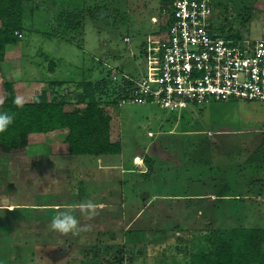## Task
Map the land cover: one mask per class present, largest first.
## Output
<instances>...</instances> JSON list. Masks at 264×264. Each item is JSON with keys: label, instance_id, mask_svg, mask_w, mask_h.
Returning a JSON list of instances; mask_svg holds the SVG:
<instances>
[{"label": "rangeland", "instance_id": "obj_1", "mask_svg": "<svg viewBox=\"0 0 264 264\" xmlns=\"http://www.w3.org/2000/svg\"><path fill=\"white\" fill-rule=\"evenodd\" d=\"M22 2L23 30L7 47L8 63L0 66V73L16 71L18 83L30 82L33 92L49 94L52 89L54 98L65 96L67 111L80 107L75 95L81 83L94 86L108 80L106 73L115 68L132 76L145 72L144 43L156 40L161 31L159 0ZM96 5L102 13L89 19ZM114 13L125 14V22L112 19ZM67 15L79 25L62 31L56 17L64 20ZM212 22L222 26V37L257 40L264 36V0H213ZM47 81L64 84L50 87ZM108 86L114 87L110 81ZM21 88L19 99L29 95L25 86ZM107 99L103 108L110 117V141L121 145L118 156L66 158L64 130L30 136L27 148L0 152L5 159L0 170L9 163L14 166L9 181L0 177L1 186L23 189L34 203L66 208L49 213L0 205V264H64L65 258H75L76 264H181L188 251H205L211 240H228L232 229L264 228V102H210L176 113L153 105L107 106ZM48 152L56 155L48 156V163L36 160L34 165L30 159L27 168L20 164L27 154ZM140 156L147 169L144 175L133 167L141 161L133 162V157ZM49 164L52 167L46 168ZM215 193L222 204L211 197L204 200ZM2 199L0 204L8 201ZM84 200L104 207H98L91 220L81 218L91 231L75 237L50 229L58 212ZM120 214L124 220L116 223ZM73 241L76 253L69 246Z\"/></svg>", "mask_w": 264, "mask_h": 264}, {"label": "trees", "instance_id": "obj_2", "mask_svg": "<svg viewBox=\"0 0 264 264\" xmlns=\"http://www.w3.org/2000/svg\"><path fill=\"white\" fill-rule=\"evenodd\" d=\"M172 1L159 0V17L162 18L159 30L161 31L166 29V22L160 15L170 11ZM22 3V0H0V63L4 60L7 47L18 40L17 35L20 36V32L23 30L21 24L22 16H24ZM100 5L92 8L88 15L89 19L96 20V16L102 13ZM116 14L114 13L111 18L119 17L120 21L124 23L126 15L116 16ZM56 20L61 22L58 23L57 28L60 25L62 31L68 30L69 27L76 28L79 25V22L74 23L73 18H69V15L64 20L57 16ZM221 30L222 26L214 27V31L218 35H220ZM224 38L238 40L236 35ZM111 57L116 58L113 54ZM115 70L117 71L114 73H121L120 70L116 68ZM112 73L113 70L111 69L106 73L110 82H112L110 79ZM108 80L104 78L94 86L89 82L78 85L80 90L76 93L75 98L76 104L80 107H73L70 111L66 110L69 104L65 96L60 94L59 98H54L56 93L52 89L49 94L43 91L39 92L32 97L30 102H22L21 105H17L12 86L2 82L0 90L3 92L4 98L0 103V112L14 113L15 118L8 130L0 134L1 154L15 152L22 147L27 148L25 143L31 134L44 135L53 131L64 130L65 135L62 138V144L65 148V155L89 157L119 155L121 147L119 141H110L109 138L110 117L103 108V100L107 97L111 98L110 101L107 99L109 101L107 106H116L117 102L126 96L125 87H121L116 82H112L114 87H109ZM62 84L64 83H52L50 87L52 85L61 86ZM32 156L36 158L35 160H41L39 159L41 155L27 154L21 157L20 164L27 168ZM3 159L1 157L0 162ZM7 166L2 170L4 173L0 174L2 180L5 181H9L8 171L14 175L12 169L14 166L10 163ZM21 179L23 182L25 181L24 177ZM25 186L28 187L27 184ZM28 194L23 189L17 190V187L15 189L14 186L6 189L4 184L2 186L0 184V199L6 198L8 200H5L4 203L2 199L0 205H33L34 202L28 198ZM229 236L226 241L211 240V245L205 251H188L181 264H264V228L232 229Z\"/></svg>", "mask_w": 264, "mask_h": 264}, {"label": "built area", "instance_id": "obj_3", "mask_svg": "<svg viewBox=\"0 0 264 264\" xmlns=\"http://www.w3.org/2000/svg\"><path fill=\"white\" fill-rule=\"evenodd\" d=\"M162 15L166 29L143 46L145 72L111 74L112 82L125 87L126 96L116 106L153 105L179 113L210 102H264V36L230 40L218 35L212 0H173Z\"/></svg>", "mask_w": 264, "mask_h": 264}, {"label": "crops", "instance_id": "obj_4", "mask_svg": "<svg viewBox=\"0 0 264 264\" xmlns=\"http://www.w3.org/2000/svg\"><path fill=\"white\" fill-rule=\"evenodd\" d=\"M7 64L8 63V61H6V57H4V60H3V62H1L0 63V66H3L4 64ZM8 71V70H7ZM6 72V71H5ZM16 75V71L15 72H11V73H8V74H6V73H4V75H1V73H0V79H1V81L2 82H4V83H7V84H10L11 86H12V89H13V91H14V95H15V98H16V100H17V98H18V92H17V90L20 92V90H19V88L20 89H22L21 87L22 86H25L26 87V90L25 91H29V95H27V94H25L26 96H24V98H23V96H22V94H21V97H22V99H20L21 100V102H25V103H28V102H30L31 101V99H32V97L33 96H35V95H37L39 92H37V93H35V92H33L34 91V89H32V88H30L29 86L31 85V83L29 84V83H25V82H23V83H21V82H19L18 83V81L16 80L17 78H15L14 76ZM2 82H0V85H1V83ZM33 82H35V81H33ZM36 83V82H35ZM33 85H35V84H33ZM47 85H51V83L49 82V81H47ZM42 92V91H41ZM20 93H23V92H20ZM24 93H26V92H24ZM20 96V95H19ZM29 96V97H28ZM3 98H4V95H3V92L0 90V103L3 101ZM180 113V112H179ZM62 131V130H61ZM55 132H57V131H53V132H51V133H47V134H42V135H38V134H31V135H29L28 136V138H30V136H46V135H49V134H52V133H55ZM64 135H65V131H64ZM63 135V136H64ZM120 143V142H119ZM121 146V145H120ZM120 153H121V147H120ZM48 156H51V157H54V158H56L55 156L56 155H50L49 154V152L47 153V155L45 156V155H41V157L39 158V159H41L40 161H47V163L49 162V157ZM64 156H66V158H71L70 156H68V155H65L64 154ZM63 156V157H64ZM118 156V155H117ZM89 157V156H88ZM135 158H138L139 160H141L142 159V157L140 156V158L139 157H133V162H134V159ZM32 159H33V161H32V164H34L35 165V162H36V158L35 157H33L32 156ZM102 164V163H101ZM103 166H106L105 164H103ZM49 167H52L50 164L48 165V166H46V168H49ZM133 167H134V169H136L137 168V170H135V173L136 174H138V175H144V174H146L147 173V169L145 168V166H143V164H142V160L140 161V164L139 165H135L134 163H133ZM119 169H120V172L122 171V169H121V166H119ZM58 172H60V168H58L57 169V173ZM130 173L132 172L131 170L129 171ZM42 175H43V172H42ZM50 176H48V178H47V180H50L51 178H49ZM205 182V181H204ZM202 188L204 189V190H206V188L202 185ZM213 188V189H212ZM211 189L212 190H215V191H227V188L225 189L224 187H211ZM208 190H209V187H208ZM43 191V190H42ZM209 197H211V201L212 202H217L216 204L217 205H219L221 202H222V200L221 201H216V199L217 198H220V195L219 194H217V193H215V194H211V195H207V197L206 198H204V200L206 201H208V199H209ZM205 201H203V202H205ZM33 205H26V206H13V207H15V208H18V207H22V208H25V209H27V210H35V209H40V210H45V212L47 211V212H49V213H51L52 211H59L60 209H62V208H64V209H66L65 208V206L64 205H60V204H55V203H50V204H37V203H32ZM214 204V203H213ZM222 204V203H221ZM9 205H11V204H9ZM103 206V205H102ZM109 206H111V205H109ZM8 207H10V206H8ZM66 207H69V206H66ZM104 207H101V209H103ZM112 208V207H111ZM111 211H112V209H110ZM115 215H111V218L115 221V217H114ZM118 217H116V223H118V222H120V221H122V219L124 220V217H125V215L123 214H120V215H117ZM41 231H44L45 232V230H41ZM41 231H39V232H41ZM3 231H1V229H0V235H1V233H2ZM95 233H96V231H95ZM32 234V233H31ZM33 236H35L36 237V235L35 234H32ZM40 234L38 233V235L37 236H39ZM88 235H90V234H88ZM88 235H86V236H88ZM103 236H105V233H103ZM75 237H77V236H75ZM76 245V243H74V241H73V245H69L70 247H71V249L73 248L74 250H73V252L72 253H76L75 252V249H76V247H74ZM68 255H70V254H68ZM74 257H76V256H74ZM75 258H70V259H64V260H62V261H64V264H76V263H73V260H74ZM79 264H80V262H79ZM102 264H125V261H121V262H119V263H117V262H114V263H105V262H103ZM128 264V263H127Z\"/></svg>", "mask_w": 264, "mask_h": 264}, {"label": "clouds", "instance_id": "obj_5", "mask_svg": "<svg viewBox=\"0 0 264 264\" xmlns=\"http://www.w3.org/2000/svg\"><path fill=\"white\" fill-rule=\"evenodd\" d=\"M17 105H21V100L17 98L15 101ZM15 118L14 113L0 112V134L5 133L9 126L13 124ZM98 207L91 200L80 201L78 204L72 206V210L58 212L50 221L49 227L52 231L62 236H79L81 233L91 231V225L81 223V218L86 220L93 219L97 214ZM11 211V209H10ZM79 213V217L75 214Z\"/></svg>", "mask_w": 264, "mask_h": 264}]
</instances>
